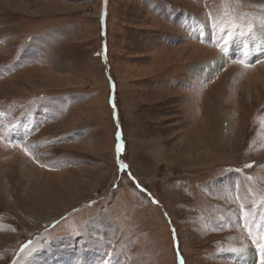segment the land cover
<instances>
[{
    "label": "rangeland",
    "instance_id": "374dc122",
    "mask_svg": "<svg viewBox=\"0 0 264 264\" xmlns=\"http://www.w3.org/2000/svg\"><path fill=\"white\" fill-rule=\"evenodd\" d=\"M254 1L0 0V264H259Z\"/></svg>",
    "mask_w": 264,
    "mask_h": 264
},
{
    "label": "bare ground",
    "instance_id": "6f19581e",
    "mask_svg": "<svg viewBox=\"0 0 264 264\" xmlns=\"http://www.w3.org/2000/svg\"><path fill=\"white\" fill-rule=\"evenodd\" d=\"M254 2H256V4H258V6H264V0H255ZM262 17H264V15ZM261 25L264 26V23L261 22ZM192 49H197V48L192 47ZM224 63H225L224 57H218L214 60L209 61L208 63L200 64L201 65L200 66V71H201L200 75H204L205 77H210L211 73L216 71V70H219L221 67H223ZM197 70H199V69L197 68ZM251 258H252V256L249 255V259H251Z\"/></svg>",
    "mask_w": 264,
    "mask_h": 264
},
{
    "label": "snow or ice",
    "instance_id": "6c2138e0",
    "mask_svg": "<svg viewBox=\"0 0 264 264\" xmlns=\"http://www.w3.org/2000/svg\"><path fill=\"white\" fill-rule=\"evenodd\" d=\"M233 2L240 3L241 0H233ZM261 20H262V23H264V17H262ZM235 26L236 25L233 24V27H235ZM221 31H224V29H221ZM253 31H254V24L249 23L247 25V28H246V33H241V34H251ZM228 35H229V38H231L233 34L231 32H229ZM246 56H247V52H244L243 53V57H246ZM243 57L240 60H238L237 62L240 63L243 66H248V64L246 63V61H245V59ZM119 151H120V145L117 144V152H119ZM247 166L250 167L251 165H247ZM153 202L156 203V201H153ZM241 211L244 212L243 205H241ZM262 219H264V217H262ZM262 238H264V237H262ZM258 247L260 249L259 264H264V244H259Z\"/></svg>",
    "mask_w": 264,
    "mask_h": 264
},
{
    "label": "trees",
    "instance_id": "16d2710c",
    "mask_svg": "<svg viewBox=\"0 0 264 264\" xmlns=\"http://www.w3.org/2000/svg\"><path fill=\"white\" fill-rule=\"evenodd\" d=\"M246 21H249V20H246ZM263 63H264V61L260 62L259 64H263Z\"/></svg>",
    "mask_w": 264,
    "mask_h": 264
}]
</instances>
